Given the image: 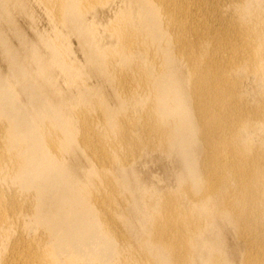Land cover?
I'll return each instance as SVG.
<instances>
[{
  "label": "bare ground",
  "instance_id": "6f19581e",
  "mask_svg": "<svg viewBox=\"0 0 264 264\" xmlns=\"http://www.w3.org/2000/svg\"><path fill=\"white\" fill-rule=\"evenodd\" d=\"M42 1L35 43L0 0V264H264V0Z\"/></svg>",
  "mask_w": 264,
  "mask_h": 264
},
{
  "label": "rangeland",
  "instance_id": "374dc122",
  "mask_svg": "<svg viewBox=\"0 0 264 264\" xmlns=\"http://www.w3.org/2000/svg\"><path fill=\"white\" fill-rule=\"evenodd\" d=\"M25 1H26V2H24L25 6L27 4L28 8H27V6H26V8L25 7H20V6L19 7H14L15 9L14 8L12 9L13 10L12 14H13V16H15L16 22L18 23L19 27L22 29V31L26 35V37H28V39H30V40L33 39V41L35 43L38 40L39 35H42V34H45L46 36L49 35V37L50 36L55 37L57 32H54L53 27L55 25V22L57 23V21H55V18L53 19L54 13H49L50 12L49 11V12H47L49 14H46L45 10H46L47 6L45 5V3L42 0H41L42 4H40L41 2L38 3L39 0H25ZM44 5H45V7H44ZM52 14H53V16H52ZM106 14H108V15H106L107 18L102 16L104 19H108L109 16L111 15V12H107ZM49 15L51 17L50 20L48 18ZM51 20L55 21V22H53L54 24L51 23ZM61 29H63V33L64 32H66V33L68 32V31H66V29H64L62 27H61ZM67 34H65L64 37L67 38V44L68 45L70 44L69 46H70V49H71V54H72V50H73V53L75 54V55L72 54L73 56L71 55L73 57L72 59H74V56H75L76 59H74V60H78L79 63H81V62L84 63L85 62V59H84L85 57H84L83 53L81 52V48H80L79 41H78L77 37L75 35L71 34V33L68 34V35L71 34L70 36H67ZM60 37H61V40L64 39V37H62V35H60ZM65 39L63 40V42L65 41ZM86 69L88 71V67ZM86 78H88V77H86ZM86 78H85V80H86ZM89 78L93 79V77H89ZM88 79L86 80L87 82L95 83V79H94V81L92 79H89V81H88ZM62 85H64V84L62 83ZM155 160L156 159H153V160L151 159L152 163H150L151 161H149L147 166H146V168L144 166H141L140 169L144 173L145 172H149V170H150L151 171L150 173L153 174L156 178L165 179L166 177H165V171H164L165 169H164V167H160L159 164H158L159 162H157V160L156 161ZM164 163L166 165H168V164L170 165V163L168 161H164Z\"/></svg>",
  "mask_w": 264,
  "mask_h": 264
}]
</instances>
